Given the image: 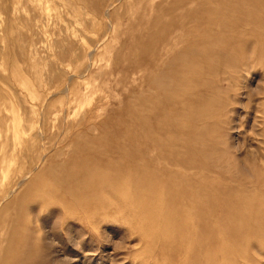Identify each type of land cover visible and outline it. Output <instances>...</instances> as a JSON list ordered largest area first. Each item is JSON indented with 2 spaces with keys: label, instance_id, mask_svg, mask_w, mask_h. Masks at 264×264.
I'll return each mask as SVG.
<instances>
[{
  "label": "rangeland",
  "instance_id": "rangeland-1",
  "mask_svg": "<svg viewBox=\"0 0 264 264\" xmlns=\"http://www.w3.org/2000/svg\"><path fill=\"white\" fill-rule=\"evenodd\" d=\"M0 204V264H264V0H0Z\"/></svg>",
  "mask_w": 264,
  "mask_h": 264
},
{
  "label": "bare ground",
  "instance_id": "bare-ground-1",
  "mask_svg": "<svg viewBox=\"0 0 264 264\" xmlns=\"http://www.w3.org/2000/svg\"><path fill=\"white\" fill-rule=\"evenodd\" d=\"M167 15V14H166ZM164 16V15H163ZM166 19H167V17H166ZM160 42V41H159ZM232 45V44H231ZM150 49V48H149ZM167 49V48H166ZM234 54V53H233ZM223 58V57H222ZM226 61H228V60H226ZM229 75V74H228ZM210 97V96H209ZM39 132V131H38ZM39 133H41V132H39ZM38 133V134H39ZM41 135V134H40ZM33 136V135H32ZM39 136V135H38ZM36 137H37V135H36ZM36 137H34V138H36ZM41 137V136H40ZM43 137V136H42ZM41 137V138H42ZM39 138V137H38ZM15 139L19 142V134L18 133H16V135H15ZM29 140V139H28ZM27 140V141H28ZM31 140H32V137H31ZM30 140V141H31ZM33 146V145H32ZM45 148H44V146H37L36 147V149H35V154H34V156H33V159H32V165H31V167H30V170L29 171H27L24 175H20V178L19 177H17V178H13V177H10V176H5V186H4V188H5V193H4V200L5 199H8L9 197H11L14 193H16L18 190H19V188H20V186H22L24 183H25V181L28 179V178H30V177H32L33 176V174H34V171L36 170V168H38L39 167V165L43 162H46V161H49V160H51L52 158H55V156H52V157H48L47 155H46V153L45 152H43V150H44ZM48 152V151H47ZM49 153V152H48ZM53 154V153H52ZM51 154V155H52ZM29 156V155H28ZM25 166H27V165H25ZM22 169V168H21ZM21 174V173H20ZM7 187V188H6ZM4 190V189H3ZM14 198V197H13ZM1 202H3V201H1ZM4 203V202H3ZM2 203V204H3ZM12 203V202H11ZM1 205V204H0ZM10 219V218H9ZM13 219V218H12ZM0 221H2V217L0 218ZM9 221H11V219L9 220Z\"/></svg>",
  "mask_w": 264,
  "mask_h": 264
}]
</instances>
